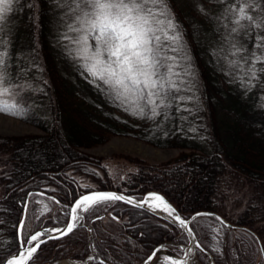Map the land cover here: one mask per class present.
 I'll list each match as a JSON object with an SVG mask.
<instances>
[{
    "label": "trees",
    "instance_id": "obj_1",
    "mask_svg": "<svg viewBox=\"0 0 264 264\" xmlns=\"http://www.w3.org/2000/svg\"><path fill=\"white\" fill-rule=\"evenodd\" d=\"M233 2L168 0L181 26L197 80L196 100L187 105L197 110L191 115L184 113L188 120L182 126L179 120L162 122L157 118L153 122L134 117L89 83L78 63L66 55L61 41L62 11L57 7V0H18L12 5L4 33L9 41L7 70L11 77L6 83L16 85L17 91L20 85H31L25 86L15 98L25 109L19 118L38 125L43 133L0 136V146L11 150L12 160L11 173L5 177V192L0 197V261L19 247L17 227L27 197L29 207L40 190L71 204L83 189L116 188L138 197L148 189H158L184 217L201 209L213 210L234 223L225 227L245 236L236 237L235 250L231 258H226L204 240L202 227L197 225L202 216L208 215L191 220L195 235L209 251L198 250L202 264L207 262L209 253L216 264H264V251L254 250L248 243V238H253L264 249V227L247 214L232 218L221 212L216 203L219 177L226 166L264 186V73H257L259 80L252 81L255 86L248 90L247 86H241L238 70L232 69L231 75H226L229 69L225 61L213 55L221 47L224 48L221 55L227 53L224 41L227 31L223 25H229V21L224 19V10ZM201 7L207 15L201 13ZM231 27L230 23L228 28ZM253 35L243 32L240 37L249 51ZM20 67L27 69L23 75L17 73ZM244 79L247 80L246 75ZM4 99L12 102L11 97ZM190 127H195L196 132L189 131ZM112 134L129 135L159 147L178 146L182 150L156 163L124 153L123 159L133 169L118 180L121 183L103 179L97 185L80 187L70 175L71 169L92 175L89 165L94 164L104 167L106 172L109 170L101 157L90 155L82 147L102 143ZM117 204L122 205V212L129 219L121 222L115 232L104 228L103 217L107 211L119 217L122 212ZM67 216L65 213L64 219ZM84 219L73 233L45 240L35 264L64 257L84 259L92 252L93 245L105 260L137 264L159 242H168L174 248V240L189 241L187 233L175 221L121 200L97 206ZM24 222L22 233L41 225L56 224L46 215L34 220L31 228L28 217ZM90 234L93 242L89 240ZM90 262L100 264L98 259Z\"/></svg>",
    "mask_w": 264,
    "mask_h": 264
},
{
    "label": "snow or ice",
    "instance_id": "obj_2",
    "mask_svg": "<svg viewBox=\"0 0 264 264\" xmlns=\"http://www.w3.org/2000/svg\"><path fill=\"white\" fill-rule=\"evenodd\" d=\"M17 2L0 0V113L14 117L25 114V109L20 107L15 98L25 86L31 87L30 84L20 85V91H17L16 85L6 83L11 77L7 70L6 49L9 41L4 38V33L7 14ZM216 2L224 3L225 0ZM57 7L62 11L64 31L61 33V41L66 55L78 63L82 74H87L89 83L100 89L117 107L134 117L153 122L157 118L162 122L179 120L181 126L188 120V115L197 110L187 106L196 100V72L181 26L168 0H57ZM200 11L204 15L208 14L202 7ZM224 11L225 20L228 15L233 17L230 29L227 24L223 25L227 31L224 41L228 45V53L221 55L224 53L221 47L214 50L213 55L225 61L229 69L226 75H231L232 69L245 72L247 80L244 77L238 79L242 87L247 86L250 90L255 86L252 81L259 80L257 73H264V34H261L264 33V0H234ZM242 29L246 35L254 33L251 51L234 40V34ZM257 65L262 67L257 68ZM26 71L24 67L17 69L19 75ZM4 97H11L12 102ZM188 130L195 133L197 129L190 127ZM119 200L132 203L130 198L110 192H94L82 196L73 206L66 228L53 229L60 235L49 238L59 239L73 233L79 226L77 221L81 219L77 214L78 209L89 212L106 202ZM143 203H147L153 210L165 211L169 216L175 212L164 197L157 193H149ZM175 219L192 234L193 229L188 227V221L178 215ZM217 220L220 218L217 217ZM221 223L224 222L221 220ZM23 227L21 223V229ZM44 235L42 231L31 235L24 243H36L27 249V256L20 252L8 260L7 264H25L26 260L35 264L38 250L46 243L39 239ZM196 247L200 248V244ZM157 251L159 249L148 259L151 260ZM165 261L170 264H186L185 261L171 257H166ZM100 264H104V261H100Z\"/></svg>",
    "mask_w": 264,
    "mask_h": 264
},
{
    "label": "rangeland",
    "instance_id": "obj_3",
    "mask_svg": "<svg viewBox=\"0 0 264 264\" xmlns=\"http://www.w3.org/2000/svg\"><path fill=\"white\" fill-rule=\"evenodd\" d=\"M232 18L233 17L231 15L227 17V21H229L228 27L230 26ZM243 32L245 31L242 29L238 34H234V40L238 41L240 44H242V42L240 41V37L243 35ZM225 48L228 53V45L226 43H225ZM244 67L245 69L247 68V66ZM237 73L240 74L241 77H245L246 75L245 72H241L239 70ZM27 133L28 134L43 133V130L38 125L36 126L30 122L27 121L25 122L19 117H14L12 115L0 113V136L7 135V136L16 137L17 135H26ZM82 149L87 153H89L90 155L101 157L102 162L109 169L106 172L104 167L102 168L101 166L90 164L89 167L92 169L90 170L92 171V175L83 171L81 172L79 169L76 168L71 169L70 175L76 178L77 184L80 187H85V188L86 186L97 185L98 181L100 183V181L103 179H107L108 182H110V180L112 179L116 183H121L118 180H120L122 177H124L127 173H129L133 169V166L129 165L126 162V160H124L125 158L123 159L122 154L124 153H130L132 155L135 154L144 159L146 158L148 161L156 163V162L166 161L168 158L177 155V153L180 150H182V148L178 146L177 147H172V146L159 147L156 145L154 146L146 141H142L141 139L125 134L123 135L112 134L107 140L103 141L102 143L94 144L89 147H82ZM188 149L189 148H187L186 150ZM10 156H11V150L7 148L6 149L2 148L0 146V197H2L5 192L4 191L5 182H6L5 177H7V175L11 173L12 170L11 169L12 160ZM224 170L225 171L219 177L220 184L218 186L217 194H216V203L219 205L220 211L226 213L232 218L237 217L241 214H247L248 217L252 218L256 224L262 225L264 227V186L262 184L259 183L256 184L255 182L248 180L245 177V175L238 173L233 168H230V166H226ZM100 189H104V188H100ZM108 189H112V188H108ZM87 190H91V189H83V191H87ZM40 191H41L40 194L34 195V197L31 199L32 203L30 204V207L29 205H27L26 217L29 218V222H30V225L28 226L31 228L32 224L34 223V220L39 219L41 215H46L51 217V219L56 222V224L53 225L51 229L62 227L63 224H65L68 219V216L66 219H64L63 215L65 213H68L69 215L70 203H64L57 196L53 195V193L51 194L46 192L43 193L42 190ZM118 191L126 193L122 189ZM133 197H138V196H133ZM117 206L121 212L122 210H124L122 205L117 204ZM110 212L111 211H107L105 213L103 217L104 218L103 226L104 228L110 231L116 232L117 230L116 228H118L120 223L127 222L129 217H127V214H124L123 212L120 214L119 217H117L115 213L112 214ZM152 212L156 216H161L162 218H165L167 220L170 219L174 221L172 216L168 217L160 212L157 213L154 210ZM86 213L87 212L82 213L84 214V217ZM84 220L85 219L83 218L80 220V222H82L83 224ZM178 225L181 226L180 224ZM197 225L202 227L201 231L204 240L210 246L218 249L219 252L221 253V256L226 258H231V255L235 250L234 242L236 240V237L245 236L244 234H242L237 230L231 231L230 229H227L225 227V224H222L220 220H217V217L215 215H211V216L208 215L207 217L202 216L197 222ZM182 230H184L187 233V236H189V241L186 243H182V242L180 243L174 240L173 241V244L175 246L174 248L179 249V251L177 252L174 250L173 247L169 246L168 242H159V244L163 243L164 246L161 247L160 250L157 252V254L154 256V258H152L150 264H170V262L165 261L166 257H171L172 259L177 260V258L182 259L184 256L188 258L189 264H202L200 257L197 253L198 250H202V249L197 248L193 244V242H191L192 236L185 229V227H182ZM29 232L30 231L27 230L26 233H23V239L26 238ZM262 233L264 234V229L262 230ZM246 238H248V236ZM89 240H91V242L94 241L91 234ZM248 243L252 244L254 250L257 248L258 251H261L262 245L260 244L261 245V249H260V245L255 244V240L253 238L249 237ZM190 244L192 246V251L190 252V254L186 255V250L188 248L187 246H189ZM96 251L97 249L93 247L92 252H90L88 255H91V257H95V259H98ZM211 256L210 254H208L207 262L203 264H216L214 257L212 256L213 257L212 259ZM64 259L65 260L68 259L70 261L76 262L77 264H91L89 258L74 259L70 257H64L63 259H56L47 263L54 264V262H63ZM142 260H140L139 262H141ZM139 262L137 264H139Z\"/></svg>",
    "mask_w": 264,
    "mask_h": 264
},
{
    "label": "water",
    "instance_id": "obj_4",
    "mask_svg": "<svg viewBox=\"0 0 264 264\" xmlns=\"http://www.w3.org/2000/svg\"><path fill=\"white\" fill-rule=\"evenodd\" d=\"M94 192H110V193H116L117 195H122L126 198H130L132 200V203H129L133 206H140V207H144V208H148L149 210L153 211L149 206H147V203H143L144 199L147 197V195L149 193H157L159 195H161L162 197H164V199L171 205L172 208L175 209V212L173 213V219L174 221H176L178 224L179 221L175 219V216H179L181 219H184L185 221H188V227L189 228H192V226L190 225L191 223V220L193 219V217H198V216H201V215H215L216 217H219L220 218V221L222 220L224 222V224H227V225H231V226H234L235 224L234 223H230L223 215H221L220 213H217L216 211H209V210H204V209H201L199 211H195L193 213L190 214V216L187 218V217H184L183 215H181V213H179L177 207L175 205H173V203L169 200V198H167V196L165 194H163L161 191L159 190H153V189H150V190H147V192L143 193L142 196L140 197H133L127 193H123V192H120L116 189H108V188H104V189H100V188H93L91 190H87V191H83V193L79 194L78 196L75 197V199L72 201V203L69 205V215H68V221L63 224L62 227L58 228V229H65L66 226H67V223L70 221L71 219V213H72V208L73 206L75 205L76 201L79 200L82 196L84 195H90ZM28 199H26V202H25V205L23 207V213L20 217V220H19V224H18V227H17V233H18V243H19V247L13 251V252H10V254H8L2 261H0V264H7V261L12 259L13 256H16L18 253L20 252H24L25 254V257L27 256V249L34 246L36 242H32V244H25L24 242L27 241L31 235L35 234V232L37 231H42V232H45V235L40 237L39 239L41 240H47V239H50L49 237H55V236H59L60 233L59 232H56V231H52L53 229L55 228H52L49 226V225H42L41 227H38L34 230H31V232H29L26 236L25 239H23V233H22V229H21V223L24 224V219H25V216H26V209H27V205H28ZM122 202L124 203H127L125 202L124 200H121ZM200 214V215H197V214ZM81 219L84 218V214H81L80 215ZM80 219V220H81ZM77 221V223H79V221ZM187 230V228H185ZM47 230V231H45ZM188 231V230H187ZM191 242H193V244L196 246L198 243L200 244V249H204V250H207L205 246H203V244L200 243L199 239L197 238V236H195L194 232H192L191 234ZM164 244L163 243H160L158 245H156L155 247H153L152 251L149 253L148 256H146L141 262H139V264H150V262L152 261L148 259L149 256L152 255V253L156 250V249H159L161 247H163ZM158 252V251H157ZM156 252V254H157ZM207 252H209L207 250ZM96 254H97V257L99 260L101 261H105L104 258L99 254L98 251H96ZM210 254V253H209ZM211 256V254H210ZM212 257V256H211ZM154 258V257H153ZM213 259V257H212ZM67 262H70V263H73V264H77L76 262H73V261H70V260H65ZM28 262V260L25 261V264ZM109 264H115L111 261H108ZM43 264H48V263H43Z\"/></svg>",
    "mask_w": 264,
    "mask_h": 264
},
{
    "label": "bare ground",
    "instance_id": "obj_5",
    "mask_svg": "<svg viewBox=\"0 0 264 264\" xmlns=\"http://www.w3.org/2000/svg\"><path fill=\"white\" fill-rule=\"evenodd\" d=\"M27 199H28V197H27ZM29 202V201H28ZM147 206H149L148 204H147ZM152 209V208H151ZM153 210V209H152ZM154 211H156L157 213L158 212H160V213H162V214H164V215H166V216H168L169 217V215H168V213L167 212H165V211H161V210H159V209H156V210H154ZM83 213V211L82 210H80V209H78L77 210V214L80 216L81 214ZM173 216V215H172ZM26 217V216H25ZM25 220V219H24ZM68 221V220H67ZM66 221V222H67ZM80 222V221H79ZM25 223V222H24ZM24 225V224H23ZM42 226V225H41ZM51 227V226H50ZM55 229H58V228H55ZM32 230H34V229H32ZM31 232V231H30ZM188 248H187V250H186V255H188V254H190V252H189V250L191 249L192 250V246H191V244L189 245V246H187ZM89 257H91L90 255H87L85 258L87 259V258H89ZM66 260H68V259H66ZM105 260V259H104ZM64 261H65V259H64ZM63 261V262H64ZM101 261V260H100ZM108 261L109 260H105L104 261V263L105 264H109L108 263ZM177 261H185L186 262V264H189V262H188V258H186L185 256L182 258V259H180V258H177ZM67 262V261H66ZM112 262V261H111ZM114 263V262H113ZM116 264V263H115Z\"/></svg>",
    "mask_w": 264,
    "mask_h": 264
}]
</instances>
